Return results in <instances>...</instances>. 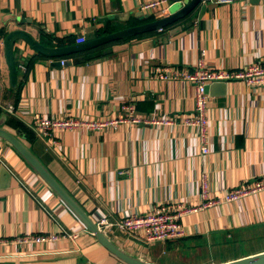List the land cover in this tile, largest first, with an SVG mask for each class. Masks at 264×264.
Masks as SVG:
<instances>
[{"label":"crops","instance_id":"1","mask_svg":"<svg viewBox=\"0 0 264 264\" xmlns=\"http://www.w3.org/2000/svg\"><path fill=\"white\" fill-rule=\"evenodd\" d=\"M148 1L0 0V28L24 30L46 47L75 45L80 38L88 41L155 20L139 17V5ZM169 2L171 12L175 6ZM16 44L13 88L0 42V109L29 133L7 127L6 114L2 127L25 144L95 223L101 217L116 222L145 214L167 202L197 208L183 216L184 236L178 240L147 244L137 234L113 230L107 237L116 246L150 264H222L264 252V191L224 200L232 189L264 176V90L240 81L210 85V152L202 154L195 132L179 117L194 108L193 84L179 77L159 80L153 73L165 67L191 73L200 59L209 69L227 71L263 60L264 0L201 2L164 30L113 42L90 57L78 53L30 61L37 54ZM36 116L117 122L102 130L83 126L43 136L34 127ZM148 117L174 122L160 126L132 120ZM201 176L216 201L211 207L201 208ZM72 232L76 240L34 244L26 238ZM0 264H123L1 140Z\"/></svg>","mask_w":264,"mask_h":264},{"label":"built area","instance_id":"2","mask_svg":"<svg viewBox=\"0 0 264 264\" xmlns=\"http://www.w3.org/2000/svg\"><path fill=\"white\" fill-rule=\"evenodd\" d=\"M233 0H202L201 2H210L214 4H227ZM139 11L143 14L160 19L167 17L170 14V2L169 0H151L143 2L139 5ZM83 38L77 39L76 44L83 43ZM61 65L64 61L60 62ZM22 71H25L24 66H20ZM155 77L159 80H168L175 77L184 79L185 81L193 84L194 93V108L192 112L187 114H181L180 122L188 129H191L196 134V139L200 144V150L202 154H208L209 149V134H208V115L207 104L209 96L205 89L207 86L215 82H230L240 81L245 86L252 90H264V59L247 65L239 70H216L209 69L205 66L203 60H199L196 63V69L193 72L181 71L178 72L171 67L155 68L153 70ZM126 111L133 113L134 108L132 106H126ZM8 112L12 111V108L7 107ZM135 123L155 124L170 126L173 124V119L166 117L163 119L145 118L142 120L133 118ZM117 121L107 120L106 122H85L74 119H51L47 117L36 116L34 119L35 129L43 136H48L52 130H70L79 127L86 126L91 130H102L109 126H113ZM264 191V176L253 178L234 189H232L225 197L226 202H235L240 199L246 198L251 195L258 194ZM200 197L203 201L201 208H207L213 206L216 201L209 195L208 180L205 176H201L200 180ZM197 208L185 206L182 203H161L153 206L148 212L141 215H129L124 216L119 221H111L106 217H101L96 225L106 235L117 230L126 236H133L137 234L147 244L152 243H164L175 241L184 236L181 220L183 216L195 212ZM34 244H44L47 242H54L57 239H72L76 240L77 234L61 233L54 235L46 233L43 235H31L26 237Z\"/></svg>","mask_w":264,"mask_h":264},{"label":"water","instance_id":"3","mask_svg":"<svg viewBox=\"0 0 264 264\" xmlns=\"http://www.w3.org/2000/svg\"><path fill=\"white\" fill-rule=\"evenodd\" d=\"M175 6L167 17L155 19L153 21L115 30L95 39L85 41L80 44L69 45L64 47H46L33 38L31 34L24 30H14L4 37L3 50L8 70L9 84L13 88L17 85V67L15 64L14 51L17 42L24 43L34 53L48 59H56L62 56L75 55L80 52L93 50L104 47L113 42L129 39L132 37L161 31L168 28L177 21L188 17L201 3L202 0H170ZM139 17L149 18L148 14L141 13ZM171 33H174L172 30ZM106 52H102L105 54ZM99 55V54H98ZM79 62H85L81 58ZM210 85L205 91L209 90ZM6 121L4 114L0 115V140L9 145L15 152L26 162L33 172L43 181L67 206V208L76 216L86 230L96 239V241L109 252L114 258L123 264H150L136 257L127 254L123 249L116 246L103 231L96 225L87 213L81 208L77 201L59 184V182L50 174L46 167L31 153L25 144L16 135L10 133L2 126ZM222 264H264V252L259 254L240 258Z\"/></svg>","mask_w":264,"mask_h":264},{"label":"trees","instance_id":"4","mask_svg":"<svg viewBox=\"0 0 264 264\" xmlns=\"http://www.w3.org/2000/svg\"><path fill=\"white\" fill-rule=\"evenodd\" d=\"M192 14V13H191ZM190 14V15H191ZM189 15V16H190ZM164 30V29H163ZM7 31H6V29H4V28H0V42H3V39H4V37L7 35ZM152 33H154V32H152ZM152 33H149V34H152ZM149 34H144V35H149ZM120 41H122V40H120ZM120 41H117V42H114V43H118V42H120ZM100 48H96V49H93V50H89V51H85V52H83V53H79V54H81V55H84V56H86V57H90V56H92L96 51H98ZM15 52V51H14ZM36 54V53H35ZM37 57H40V55L38 56V54L37 55H34L31 59H30V61H34V60H36V58ZM15 64H16V60H15ZM16 67H17V64H16ZM2 114H6L7 115V122H6V125H7V127H12V128H19V129H23V130H25L26 132L25 133H29L24 127H23V125L21 124V123H18L16 120H14V119H12V118H10V116H9V113H4V111L3 110H1L0 109V115H2Z\"/></svg>","mask_w":264,"mask_h":264}]
</instances>
